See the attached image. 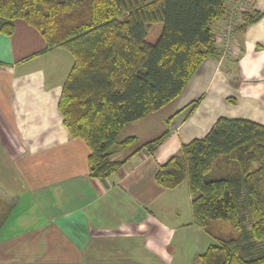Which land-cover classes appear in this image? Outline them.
Returning a JSON list of instances; mask_svg holds the SVG:
<instances>
[{"label":"crops","instance_id":"crops-1","mask_svg":"<svg viewBox=\"0 0 264 264\" xmlns=\"http://www.w3.org/2000/svg\"><path fill=\"white\" fill-rule=\"evenodd\" d=\"M250 12L260 18L239 20L235 55L205 58L178 97L120 130L117 142H135L102 179L88 175V147L57 107L73 56L45 50L22 19L0 32V264H200L210 235L193 222L186 182L166 189L154 174L219 117L264 124V0ZM164 131L154 151L139 149Z\"/></svg>","mask_w":264,"mask_h":264},{"label":"trees","instance_id":"trees-1","mask_svg":"<svg viewBox=\"0 0 264 264\" xmlns=\"http://www.w3.org/2000/svg\"><path fill=\"white\" fill-rule=\"evenodd\" d=\"M224 12L223 0H0V32L11 35L22 19L40 32L45 50L73 56L57 107L70 137L88 147V175L102 179L124 162L111 156L135 142H117L120 130L178 97L201 62L218 57L211 24ZM259 18L247 13L243 26ZM155 23L162 30L149 43ZM167 136L139 149L152 152ZM215 163L223 174L210 178ZM154 179L166 189L186 182L197 226L231 224L234 234L216 237L200 264H264V124L219 117L160 164Z\"/></svg>","mask_w":264,"mask_h":264},{"label":"built area","instance_id":"built-area-1","mask_svg":"<svg viewBox=\"0 0 264 264\" xmlns=\"http://www.w3.org/2000/svg\"><path fill=\"white\" fill-rule=\"evenodd\" d=\"M254 0H223L225 12L217 19L218 30L213 33V47L218 58L223 59L236 54V32L239 20L247 13H251Z\"/></svg>","mask_w":264,"mask_h":264},{"label":"rangeland","instance_id":"rangeland-1","mask_svg":"<svg viewBox=\"0 0 264 264\" xmlns=\"http://www.w3.org/2000/svg\"><path fill=\"white\" fill-rule=\"evenodd\" d=\"M162 30V24L161 23H155L150 26V28L147 31V41L149 43H153L157 40L159 34L161 33ZM221 168V166L219 167ZM218 169V164H214L211 173L208 175L210 178H215V176L223 174L222 171L217 170ZM218 172V174H217ZM185 183V182H184ZM206 230L208 231L210 242H217L213 236H217L219 234H222L224 236L232 233V226L228 221H223V220H211L209 225L206 227ZM213 235V236H212Z\"/></svg>","mask_w":264,"mask_h":264}]
</instances>
